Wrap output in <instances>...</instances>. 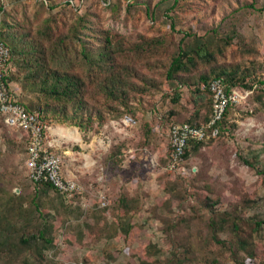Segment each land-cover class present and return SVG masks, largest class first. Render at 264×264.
Instances as JSON below:
<instances>
[{"label": "rangeland", "instance_id": "obj_1", "mask_svg": "<svg viewBox=\"0 0 264 264\" xmlns=\"http://www.w3.org/2000/svg\"><path fill=\"white\" fill-rule=\"evenodd\" d=\"M53 1L59 5L55 12L61 31L71 32L74 31L73 26H77V37L70 39L69 43L75 49L76 55L73 56L78 62L84 46L99 45L102 40L100 37L103 38L106 34L113 37L116 35L128 44L141 36L168 35L172 30L163 21V12L158 10L156 16L152 17L147 11L146 1H150L151 8H154L159 0H140L138 3L135 0H114L113 8L112 4L104 0H85V4L78 0L73 7L66 5L68 0ZM38 2L0 0L3 6L0 12V30L6 17L7 22L12 25L27 24L36 27L40 19L49 16L48 12L40 10ZM209 2L211 5H208L206 11L203 7L185 6L186 9L181 11L183 22L180 28L184 26L198 30L200 18H204V14H210V23H219L223 16L219 9L221 3L215 4L220 2L217 0ZM263 4L264 0L256 1V8H261ZM39 12H42V16L37 17ZM81 16H84L82 22L79 21ZM241 18V32L252 51L228 48L219 57V62L240 61L249 65L251 60H255L257 63L261 62L258 73L264 77V11L244 9L241 11ZM229 28L231 25L223 32ZM77 66L79 67L78 64ZM149 72L162 81V89L150 88L132 101V110L134 114L137 113L134 123L125 121V116L128 115H125L127 112L122 108H118L122 111L121 114L111 110L107 113L108 121L105 124L100 126L96 122L87 131H81L69 123L58 122L57 118L52 117L48 129L49 139L53 143L52 150L63 156L65 175L78 178L87 188V194L80 198H66L69 203L73 202V207L80 209L78 217L74 214L73 219L67 221L61 212L55 213L51 232L54 248L44 251L48 258L44 264H137L139 260L150 259L154 255L151 248L153 243L161 246L163 252L181 247L182 244L188 249L194 248L193 264H210L209 258L221 254V249L211 242L209 228L200 218L202 214L194 216L195 211L191 209V206L197 205L198 196L203 197L205 194L214 200L218 199L217 207L220 209L241 202L245 196L256 198L258 203L248 209L246 214H258L264 219V177L240 159V154L245 155L250 149L260 148L261 140L264 139V117L247 114L254 105L250 92L243 91V99L238 106L232 108L230 122L237 123L235 131H229L207 142L196 156V161H191L190 167L181 166L178 171L183 172L182 179L187 178L186 185L183 183L187 188L171 191L169 188L173 185L170 184H180L181 181L176 180L171 169L163 165L166 139L169 138V129L174 120L188 117L196 110L193 87H183V99L176 105L177 114L170 116L169 111L174 105L166 97L172 90L165 80V73L152 69ZM14 87L19 93L22 92L19 86ZM24 95L27 100L38 99L34 93ZM21 96L24 98L23 94ZM200 109L204 114L206 108L202 106ZM146 122L154 132L157 146L154 149L152 146L137 149L131 144V149L123 153L125 157L119 159L113 168L106 164L108 150L114 143H119L124 138L139 144L144 141ZM25 138V132L20 129L0 126V210L7 211L14 205V213L19 215L21 208L23 217L27 216L29 220V211L37 193L27 176ZM165 174H169L170 184L166 181ZM205 184H209L213 192L204 188ZM101 194H104L105 199ZM50 196L55 198V193L51 192ZM121 196H127L133 202L130 211L125 213L126 218L133 222V229L128 237L122 234L111 235L118 224V214L121 211L118 202ZM104 200L106 205L103 204ZM55 202L54 204L58 203ZM19 203L22 205L16 207ZM170 205L175 217L178 213L188 214L185 216L190 221L178 224L168 233L165 230V220H168ZM44 210L54 211L49 207ZM23 219L25 220L21 218V221ZM28 230H36L35 224L30 225ZM229 234V231L223 232L221 237L228 240ZM255 244L257 258L253 263L258 264L260 261L264 262V229L256 237ZM107 252H111V259L106 258ZM14 256L15 254L8 258L1 257L3 260H0V264H22V257L17 259Z\"/></svg>", "mask_w": 264, "mask_h": 264}, {"label": "trees", "instance_id": "obj_2", "mask_svg": "<svg viewBox=\"0 0 264 264\" xmlns=\"http://www.w3.org/2000/svg\"><path fill=\"white\" fill-rule=\"evenodd\" d=\"M38 1L40 10L48 12L49 16L40 19L36 27L27 24L12 25L7 22V17L4 18L0 30V41L10 51L8 69L3 76L6 88L29 112L36 113L41 123L46 126L44 128L45 146L48 150H52V146H49V130L47 129L52 117L57 118L58 122L74 125L81 131L90 130L96 122L100 126L105 124L108 121L107 113L111 110L121 114L122 111L119 109L122 108L127 112L125 115L136 117L137 113L134 114L132 110V101L150 88L162 89V81L149 72L151 69L163 71L165 80L171 87L172 93L166 95L174 105L169 111L170 116L177 114L176 105L180 104L183 99V87H193V102L196 110L188 117L177 118L173 123L207 126L212 117L213 107V94L208 85L217 78L223 79L228 93L234 90L249 91L250 99L254 105L247 114L264 117V77L258 73L261 62L259 64L255 60H251L249 65L240 61L235 63L219 62V57L228 48L239 49L243 52L252 51L241 32V11L253 8L263 12L264 4L261 8H256L258 0L252 2L217 0L220 2L215 4L221 3L219 9L223 14L220 22L210 23V14H204V18H200L201 24L198 30L184 26L180 28L183 22L181 11L186 7L193 8V6L203 7V10L206 11L211 0H159L154 8H151L150 1H146L147 11L149 14L151 13L152 17L156 16L158 10L163 12L165 17L163 21L171 26V33L154 37L141 36L137 40L129 41L128 44L116 35L113 37L106 34L103 38L100 37L102 40L99 45L84 46L80 62L74 58L75 49L69 43L70 39L77 37L75 34L77 26H73L74 31L71 32L61 31L56 16L57 12H55L59 6L57 2L53 0ZM77 1L68 0L66 5L73 7V5H77ZM83 1L85 4V0H79V3ZM104 1L112 4L111 8H113L114 0ZM139 1L135 0L136 3ZM2 7L0 4V12L3 10ZM214 9L215 7H213ZM39 16H42V12L37 14V17ZM83 20L84 16H81L79 21ZM230 25L231 28L223 32ZM200 67L203 69L200 70ZM14 86H19L22 92L19 93ZM25 93H34L38 99L36 101L27 100ZM22 94L24 98L21 96ZM115 103L117 104L115 105ZM237 104L231 103L227 107L224 117L218 125L220 132L216 137L210 136L203 140L190 138L188 140L180 159V166L190 167L191 161H196V156L201 153L207 142H211L229 131L232 133L235 131L237 123L230 122V116L232 108L235 105L238 106ZM202 106L206 108L204 114L200 109ZM3 125L6 126L3 117L0 116V126ZM145 129L144 141L140 140L142 141L140 144L129 138L114 143L108 150L106 164L113 168L119 159L125 157L123 153L131 149L129 147L131 144L137 149H143V146H152L154 149L158 142L155 145L156 137L153 136L154 132L149 128L148 122H146ZM22 131L26 135L24 151L27 162L30 136L26 131ZM207 131L211 134L212 129L207 128ZM166 141L167 149L163 165L169 167L172 153L170 136ZM263 156L264 139L261 140L260 148L250 149L249 153L245 155L240 154V159L264 177ZM64 168L65 161L62 174L66 178L69 175H65ZM26 169L27 176L34 184L37 193L29 211L31 218L27 220V216L23 217L21 208L18 211L19 215H16L14 205H11L12 210H0V260H3L1 257L8 258L11 254H15L14 257L17 259L22 257V264H44L48 261L44 251L54 248V238L51 236V232L55 213L61 212L67 221L73 219L74 214L78 217L80 209L73 207V202L69 203L66 198H80L87 194V188L76 178L82 190L79 193L69 194L59 190L49 180H34L30 177L27 164ZM171 173L175 175L176 180L181 181L180 184H170L169 174H165L166 181L173 185L169 188L171 191L177 188L182 189V187L187 188L185 186L187 178L182 179V171L172 169ZM203 187L213 192L209 184H205ZM51 192L55 193V198H51ZM55 201L58 203L54 204ZM132 203L127 196L119 198L118 206L121 211L118 214L116 229L111 235L122 234L128 237L131 233L133 222L125 215L132 208ZM217 203L218 199L214 200L213 197L205 194L203 197L198 196L197 205L191 206V209L195 211L194 216L197 213L202 214L200 218L206 222L209 228L211 242L221 249V254L209 258V263L254 264L255 258H257L255 239L264 229V219L258 214L247 215L246 213L248 209L258 203V200L251 196H245L241 202L231 204L225 209L218 208ZM21 205V203L16 204V207ZM45 207L54 211L46 212ZM168 209V220H165L166 232L170 233L178 224L190 221L185 216L188 214L178 213L176 219L173 207L170 205ZM21 218H25V220L21 221ZM27 223L30 224L26 225ZM34 224L36 230H28L29 226H34ZM19 227L21 229H18ZM227 231L230 232L228 240L221 237V233ZM151 248L154 255L150 256V259L139 260L137 264H193L195 262L193 255L196 249H188L183 244L181 247H174L165 252L161 246H157L155 243L151 245ZM106 258H112L111 252H107ZM258 264H264V262L260 261Z\"/></svg>", "mask_w": 264, "mask_h": 264}, {"label": "built area", "instance_id": "obj_3", "mask_svg": "<svg viewBox=\"0 0 264 264\" xmlns=\"http://www.w3.org/2000/svg\"><path fill=\"white\" fill-rule=\"evenodd\" d=\"M10 51L3 42L0 41V116L6 126L26 131L30 136L29 157L27 167L30 177L36 181L49 180L59 190L72 194L81 192L82 188L78 184L75 176L62 174L64 158L55 151L48 150L45 146L44 126L38 118V115L29 112L24 105L12 96L6 88L3 76L8 69ZM205 87V85H203ZM213 94L212 117L207 126H194L189 123H172L169 129L171 139L172 153L169 168L179 169L180 159L190 138L203 140L210 136L216 137L219 132V123L224 117L227 107L231 103H239L244 97V92L232 91L228 93L222 78L212 80L208 85ZM248 94V92H245ZM125 121L129 124L134 123V118L125 116ZM207 128H211V134ZM50 129V126L47 127ZM50 133V132H49ZM53 143L49 141V146ZM105 199L104 194L100 195ZM106 205V201L103 202Z\"/></svg>", "mask_w": 264, "mask_h": 264}]
</instances>
